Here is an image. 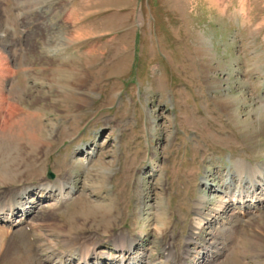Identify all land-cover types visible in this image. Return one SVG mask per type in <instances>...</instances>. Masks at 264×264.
<instances>
[{"label": "rangeland", "instance_id": "374dc122", "mask_svg": "<svg viewBox=\"0 0 264 264\" xmlns=\"http://www.w3.org/2000/svg\"><path fill=\"white\" fill-rule=\"evenodd\" d=\"M211 1L0 0V35L15 29L0 37L5 90L18 104L0 118V208L29 189L15 199L28 213L0 214V264H95L86 249L100 264H187L205 250L206 264H264V128L248 142L217 102L243 100L242 117L264 107V0ZM40 5L64 7L62 20L45 24ZM72 33L82 38L47 53L46 39ZM241 159L255 190L239 187ZM68 178L64 195L43 189ZM240 189L252 206L234 212ZM202 195L205 218L228 197L229 224L195 220Z\"/></svg>", "mask_w": 264, "mask_h": 264}, {"label": "bare ground", "instance_id": "6f19581e", "mask_svg": "<svg viewBox=\"0 0 264 264\" xmlns=\"http://www.w3.org/2000/svg\"><path fill=\"white\" fill-rule=\"evenodd\" d=\"M211 2H214L215 3V0L211 1ZM217 2V1H216ZM220 9V8H219ZM4 23L0 21V29H1V26H3ZM73 34V33H72ZM0 37H3L2 35H0ZM62 38V37H61ZM82 37L81 36H78V35H75L73 34V36H70V37H67L66 39H58V40H49V39H46L45 41V46L49 47L50 50H47V53H52V54H55L56 52H60V48H62L63 46H65L66 44H69V43H72V42H77L78 40H80ZM7 45H10V42H8ZM11 52V50H10ZM10 52H4V51H1L0 50V118L3 119L4 121V124H8L11 122L12 120V110L14 108L17 107L18 104H15L14 102H10L9 100V97L6 93L7 89L5 90V84L7 82V79L11 76V71H12V68L9 66V58H10ZM58 54V53H57ZM59 79V78H58ZM57 78H55V80L58 81ZM70 79V78H69ZM13 100V99H12ZM241 101L243 100H238L237 98H233V96H228V97H225V96H220L218 99H217V102L218 104L220 105V107L226 112L228 113L232 119L235 120L236 123L240 124V129H244V133H243V137L248 141V142H251L253 140V136L256 134V133H260L259 130H261V128H264V124H263V121H262V117L264 115V107L262 105H255L253 106L252 109H249V115L246 116V117H242L240 114H239V109H240V104H241ZM253 115H257V118L255 120H252L250 117H252ZM4 116V117H3ZM3 117V118H2ZM2 124V123H1ZM246 129V130H245ZM249 129V130H248ZM263 130V129H262ZM256 141V140H254ZM257 153V152H256ZM238 161V160H236ZM235 165V164H234ZM261 165V164H260ZM263 166V165H262ZM260 166V168L257 170L260 172V177L263 178L264 176V166L262 167ZM262 167V168H261ZM261 170V171H260ZM256 173V172H255ZM236 174H237V177H238V183H239V187L242 188L243 184L245 183H249V186H251V188H253V190L256 189L257 185H261V184H257L256 182V178H255V175H254V170L252 169V167L250 165H248L246 163L245 160L241 159L240 161H238L236 163ZM232 178V177H231ZM263 180V179H262ZM232 182V181H231ZM205 184V182H204ZM43 185V189L46 190L47 192H56V194L58 196L60 195H64V190H70L72 189V183H71V180L68 178L67 180L63 181V180H59L56 181L55 184H42ZM40 185V186H42ZM39 186V187H40ZM28 192L29 189L28 188H25L23 189V191L21 192H16L14 193L13 195H11L10 198L7 199V203L4 204L3 207L0 208V214H6L4 216H9V217H6V221H11L13 215H16L18 212H20L21 210H23L24 213H28L29 209L27 207H24L21 205V203H19L18 201H15V199H17L18 197H20V195L23 193V192ZM219 192H223L222 190H218ZM230 191V190H229ZM239 191H240V195L239 194ZM238 192L235 193V196H234V200L232 201H229V202H232L231 203V206L233 207V210L235 212V210H239V208H249L251 204H245L243 203V199L242 198V193H244V190H239ZM247 191V190H246ZM263 191V190H262ZM12 194V193H11ZM231 194V193H230ZM229 194V195H230ZM246 195H248L247 193H245ZM228 195V196H229ZM208 196V195H207ZM227 196V195H225ZM240 196V197H239ZM2 198V197H1ZM66 197L62 198L61 196V199L60 200H64ZM228 198V197H227ZM227 198L223 199V200H218L219 202V205H218V208L215 209L217 212H215L217 215L220 214L221 212H224L222 209H224L227 204L229 203ZM264 198V197H263ZM262 199H256L255 203H258V202H262ZM254 199V197H253ZM22 200V199H21ZM204 200H207V197L206 195H202L201 197H199L196 202H195V219H201V218H205V217H202L200 214L202 213L200 210L202 208V203ZM248 200V199H247ZM217 201V200H216ZM250 201V199H249ZM211 202V201H210ZM251 202V201H250ZM254 203V201H252ZM251 202V203H252ZM3 203V202H2ZM252 203V204H253ZM206 204V202L204 203ZM203 204V205H204ZM241 205V207H240ZM254 205V204H253ZM237 206V207H236ZM252 206V205H251ZM259 206V205H258ZM258 208V207H257ZM213 209V208H212ZM258 210V209H257ZM240 212H242V210H240ZM249 214V212H247ZM246 213V214H247ZM247 214V216H248ZM211 215H215V214H211ZM222 215V214H221ZM238 217V216H237ZM239 218V217H238ZM241 218V217H240ZM206 220H209L210 217L207 216V218H205ZM245 221V220H244ZM198 222V221H197ZM257 227V226H256ZM259 230H261V233L262 232V227L263 225L259 224ZM199 228V227H198ZM259 235L261 236V234L259 233ZM126 237V236H125ZM123 238V237H122ZM124 242V241H123ZM127 242V241H126ZM125 243V242H124ZM90 248V247H89ZM169 250L171 249L170 247L168 248ZM78 251V250H77ZM81 251V250H80ZM124 251V250H123ZM172 251V250H171ZM88 250L86 249V251H83V256H87L88 255ZM93 252V251H91ZM97 253V252H96ZM171 254V253H170ZM82 255V254H81ZM177 255V254H176ZM170 257V256H169ZM85 261V260H84ZM88 262V261H87Z\"/></svg>", "mask_w": 264, "mask_h": 264}, {"label": "crops", "instance_id": "0c3cea01", "mask_svg": "<svg viewBox=\"0 0 264 264\" xmlns=\"http://www.w3.org/2000/svg\"><path fill=\"white\" fill-rule=\"evenodd\" d=\"M4 16L5 17H3V16H1L2 18H4L5 19V21H6V24L8 25V27L10 28V25H12V23L10 24V20H11V22H12V20H13V18H14V15L11 13V12H5L4 11ZM3 32H5L6 34H14L15 33V29L14 28H10L9 29V31H6V30H4ZM3 32H2V34H3ZM241 71V72H240ZM240 71H238L239 72V74L241 75V76H239L238 74H237V76L242 80V82L243 83H245V85H246V90H250V91H252V84H253V78L252 77H250V73H248V71H247V67H245V72H243L242 70H240ZM244 75H246V76H244ZM249 85V86H248Z\"/></svg>", "mask_w": 264, "mask_h": 264}]
</instances>
